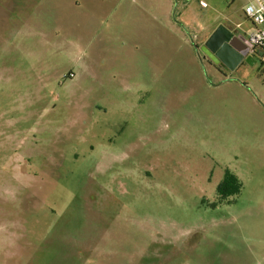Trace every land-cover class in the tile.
Segmentation results:
<instances>
[{"label":"rangeland","instance_id":"rangeland-1","mask_svg":"<svg viewBox=\"0 0 264 264\" xmlns=\"http://www.w3.org/2000/svg\"><path fill=\"white\" fill-rule=\"evenodd\" d=\"M246 3L0 0V264H264V64L194 47Z\"/></svg>","mask_w":264,"mask_h":264},{"label":"built area","instance_id":"built-area-1","mask_svg":"<svg viewBox=\"0 0 264 264\" xmlns=\"http://www.w3.org/2000/svg\"><path fill=\"white\" fill-rule=\"evenodd\" d=\"M243 16L252 25L244 38L247 53L264 64V0H247Z\"/></svg>","mask_w":264,"mask_h":264},{"label":"water","instance_id":"water-1","mask_svg":"<svg viewBox=\"0 0 264 264\" xmlns=\"http://www.w3.org/2000/svg\"><path fill=\"white\" fill-rule=\"evenodd\" d=\"M237 43L242 46V48L235 47L234 45ZM226 46L232 47L242 55L247 54V47L243 37L232 33L223 25H220L213 30L207 41L200 47V49L211 59L216 61L221 60L222 62L224 61L230 67V63H228L226 59H230ZM234 67L235 65L231 66V68Z\"/></svg>","mask_w":264,"mask_h":264},{"label":"flooded vegetation","instance_id":"flooded-vegetation-1","mask_svg":"<svg viewBox=\"0 0 264 264\" xmlns=\"http://www.w3.org/2000/svg\"><path fill=\"white\" fill-rule=\"evenodd\" d=\"M213 30L210 32V34L200 43V45H195V50L199 53L201 56L202 61H204L207 65L210 66L215 72L223 74L224 72H227L229 70V66L224 61L221 60H214L211 59L208 55H206L203 51H201L200 47L207 41L208 37L211 35ZM233 33V32H232ZM235 47L242 48L238 43L234 45ZM233 46V47H234ZM227 51L229 52V58H226L228 63L231 64V66H234V68H237L239 65L243 63H254V57L250 56L248 53L246 55H242L238 53L235 49L232 47L226 46Z\"/></svg>","mask_w":264,"mask_h":264},{"label":"trees","instance_id":"trees-1","mask_svg":"<svg viewBox=\"0 0 264 264\" xmlns=\"http://www.w3.org/2000/svg\"><path fill=\"white\" fill-rule=\"evenodd\" d=\"M228 181L232 182L233 184H231V185H233V186L229 185ZM240 188H241V184L237 180H235L232 176L226 175L224 180L218 186L217 193L219 195H221L222 199H224L228 196L235 195V194L239 193ZM229 189H231V190H229Z\"/></svg>","mask_w":264,"mask_h":264},{"label":"crops","instance_id":"crops-1","mask_svg":"<svg viewBox=\"0 0 264 264\" xmlns=\"http://www.w3.org/2000/svg\"><path fill=\"white\" fill-rule=\"evenodd\" d=\"M246 20V19H245ZM247 21V20H246ZM248 22V21H247ZM250 23V22H249ZM224 27H226L227 29H229L231 32H233V30H232V27H230V26H227V24H224L223 25ZM240 26V24H237V27H239ZM251 27H252V25H250ZM251 27L250 28H248L247 30H246V33L244 34V37H243V39L245 38V35L247 34V32L251 29ZM236 31H237V29H236ZM242 37V36H241Z\"/></svg>","mask_w":264,"mask_h":264}]
</instances>
